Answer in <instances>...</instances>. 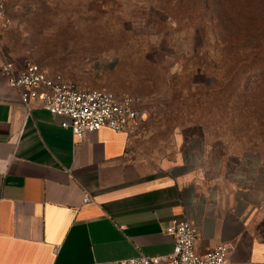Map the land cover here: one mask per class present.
Instances as JSON below:
<instances>
[{"label": "crops", "instance_id": "obj_1", "mask_svg": "<svg viewBox=\"0 0 264 264\" xmlns=\"http://www.w3.org/2000/svg\"><path fill=\"white\" fill-rule=\"evenodd\" d=\"M6 7L10 15V0ZM6 33L0 40V264L168 256L174 240L166 230L174 218L198 230V254L224 244L226 264H264L259 154L232 164L211 155L200 138L180 136L171 155L148 159L134 152V132L109 129L78 144L62 128L65 119L41 108L27 115L8 87L1 72L11 61Z\"/></svg>", "mask_w": 264, "mask_h": 264}, {"label": "rangeland", "instance_id": "obj_2", "mask_svg": "<svg viewBox=\"0 0 264 264\" xmlns=\"http://www.w3.org/2000/svg\"><path fill=\"white\" fill-rule=\"evenodd\" d=\"M10 60L138 101L148 159L200 138L264 161V0H10Z\"/></svg>", "mask_w": 264, "mask_h": 264}, {"label": "built area", "instance_id": "obj_3", "mask_svg": "<svg viewBox=\"0 0 264 264\" xmlns=\"http://www.w3.org/2000/svg\"><path fill=\"white\" fill-rule=\"evenodd\" d=\"M8 0H0V40L13 25L7 11ZM1 72L10 89L20 95V103L27 115L41 108L53 116L63 118L62 128L69 130L76 142L102 129L116 134H130L139 126L138 101L130 95H117L107 90H83L67 83L61 76L51 77L34 65L18 68L6 62ZM83 203H91L86 195ZM166 233L174 240L172 254L164 257L136 258L117 264H226L230 246L220 244L204 254H198L195 244L198 230L188 221L174 218Z\"/></svg>", "mask_w": 264, "mask_h": 264}]
</instances>
